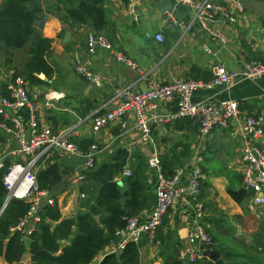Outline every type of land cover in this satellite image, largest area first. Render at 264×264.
<instances>
[{"label": "crops", "instance_id": "1", "mask_svg": "<svg viewBox=\"0 0 264 264\" xmlns=\"http://www.w3.org/2000/svg\"><path fill=\"white\" fill-rule=\"evenodd\" d=\"M4 1L0 0V5ZM40 1L43 14L38 17L35 29L43 37L52 40L48 61L55 73L50 78L40 76L44 85L35 86L28 82L30 96L32 99L37 97L35 125L31 122L28 108L17 113L28 131L39 132L48 127L54 135L73 132V139L93 141L99 147L97 165L113 166L112 181L121 186L126 170L137 174L145 187L146 207L140 214L144 221L150 219L158 204V171L149 166V160L156 154L160 162L163 157L170 159L174 154L182 156L188 147L189 154L183 164H191L201 155L209 172L211 186L208 185L209 190L208 186L204 188L202 198L204 224L218 240L214 248L220 254L218 259L223 256L218 247L222 242L235 240L238 244L249 245L260 238L264 243V211L257 212L260 208L252 210L251 201L240 206L228 194L229 189H245L238 122H234L229 129H216L209 138L202 137L194 121L192 123L191 119L177 117L178 99H174L172 102L158 103L153 115L169 121L155 124L149 142L143 140L133 114L126 118V130L118 123L97 134L92 130L93 118L116 108L122 102L126 90L138 93L152 84L163 85L174 79L209 81L217 66L237 72L246 63H264V4L260 0H243L244 11L237 17L236 23L217 25L227 37V44L224 45L201 31L193 12L173 0H102L107 21L102 31H97L90 21L84 24L62 21L60 10L77 9L82 0ZM214 1L223 3L222 0ZM39 19L41 22L38 25ZM95 31L107 36L114 51L136 63L139 71L118 61L107 51H97L88 56L87 35ZM158 34L164 36L163 43L156 40ZM204 47L209 48L212 54L205 53ZM30 48L29 43L13 52L10 64L6 63L4 51H0V98L8 95L9 83L25 70ZM80 58L89 60L93 72L104 76L102 86L89 83L76 74L74 63ZM224 99L238 101L243 116H264V79L243 81L230 90L219 88L199 91L194 95L195 102H218ZM18 147V139L14 134L0 130V168L6 163H10L11 167L21 160L13 154ZM123 152L128 153V158L123 171H119L116 165L120 163L119 158L124 157ZM51 158L52 163L59 164L62 176L61 184L51 194L57 198L62 219H75L78 213L86 210L90 198L86 192L87 198L82 200L80 186L83 182H77L83 174L84 159L63 151L48 159ZM47 163H41L38 171L45 169ZM96 183L90 181L88 186L97 189L93 186ZM187 214L185 207L171 211L163 227L164 235L170 238L169 242L178 250L188 242L191 218ZM250 222H256L259 227L250 230ZM56 225L52 223L53 228ZM223 228L228 231L224 232ZM11 231L17 230L14 228ZM120 241L121 238L117 237L90 264H100L109 254H120ZM31 243L25 241L26 251L21 264H34L30 253ZM62 243L68 244L69 241L64 240ZM139 250L141 264H164L161 239L152 241L143 237L139 242ZM204 257L207 256L201 259ZM207 258L214 262L218 260ZM0 264H7L4 255L0 256Z\"/></svg>", "mask_w": 264, "mask_h": 264}, {"label": "built area", "instance_id": "2", "mask_svg": "<svg viewBox=\"0 0 264 264\" xmlns=\"http://www.w3.org/2000/svg\"><path fill=\"white\" fill-rule=\"evenodd\" d=\"M177 5L189 8L195 21L200 25L201 31L211 38L227 44V37L217 25L233 24L237 17L244 11L243 0H173ZM264 4V0H260ZM177 26L183 28L180 24ZM217 27V28H216ZM156 40L164 42V36L158 34ZM87 55L97 51H107L133 70L139 71L133 61L114 51L112 43L107 36L99 32L87 35ZM204 52L212 51L204 47ZM76 74L89 83L102 86L104 76L91 69L89 60L76 59L74 63ZM264 79V63H246L240 71L227 70L224 66H217L213 71V78L204 80L174 79L163 85H150L148 89L134 93L126 90L122 102L113 110L101 112L93 118L92 130L100 133L113 123H118L124 130L127 129L126 118L133 114L137 128L140 130L144 141L152 140L153 127L157 123H167L169 119L153 115L158 103L172 102L178 99V115L194 121L202 137H209L216 129H229L234 122H238L242 140L241 161L243 164V185L246 190L253 192L251 209L264 207V116L250 114L243 116L240 104L233 99L212 100L195 102L196 92L222 88L230 90L243 81H258ZM29 83L22 76H17L8 85V95L0 98V130L14 134L19 143L18 149L13 154L21 159L13 164L4 177V184L8 191L6 203L11 199L27 200L31 208L15 228L30 236L37 224L41 221L40 209L44 205H54L55 200L49 191L39 189L37 172L40 162L48 159L61 151L77 155L84 159L83 172L92 169L97 160L99 147L91 145L84 152L72 141L73 132H64L54 135L48 127L39 132L30 133L17 113L28 108L31 113V122L35 125L37 97L30 96ZM74 131V130H72ZM203 157L198 155L193 163L179 167L175 174L166 177L162 173L161 162L156 154L149 160V166L158 171V204L152 212L150 219L144 221L140 215L128 220L124 230L117 233L121 238L118 250L125 249L129 242L139 243L143 237L150 240L156 238L158 229L163 224L164 218L171 211L180 207L188 210L187 216L191 218L188 242L183 245L178 254V259L184 264H193L204 256L206 250L214 245V238L209 233L208 227L202 222L204 219V203L199 200L203 183ZM125 177H130L132 171H125ZM85 176L81 174L77 182L81 183ZM85 194L81 198L85 199Z\"/></svg>", "mask_w": 264, "mask_h": 264}, {"label": "trees", "instance_id": "3", "mask_svg": "<svg viewBox=\"0 0 264 264\" xmlns=\"http://www.w3.org/2000/svg\"><path fill=\"white\" fill-rule=\"evenodd\" d=\"M41 14L43 8L40 0H5L0 5V51H4L7 56L6 63L10 64L12 53L30 43L29 59L20 75L35 86L45 84L40 76L50 78L55 73V69L48 61L52 40L43 37L35 29L36 21ZM60 17L62 21L70 20L74 24L90 21L97 31H102L107 24L102 0H82L77 9L60 10ZM72 141L84 152H87L94 143L77 139ZM185 149L182 156L174 154L170 159L161 158L162 173L166 177L173 176L179 167L185 165L183 160L189 154L188 147ZM122 155L124 157L121 156L120 163L116 165L119 171H123L128 158V153L123 152ZM51 161L52 158L40 162V164L48 163L45 169L37 172V180L40 190L54 193L62 182V176L59 164ZM9 167L10 163H6L0 168V256L4 255L7 264H21L26 251V237L32 240L30 253L34 264H90L100 251L117 238V233L126 228L128 220L139 216L146 207L145 187L138 175L133 172L130 177L123 179L122 186L116 181L108 182L98 190L88 186L90 181L100 182L110 167L108 164L97 165L96 160L92 169L83 172L85 179L80 186L81 194L86 195L85 199L86 192L90 194L86 210L78 213L75 219H62L57 198L55 194L54 196L51 194L55 204L44 205L40 209L41 221L30 236L23 231L12 232L11 230L26 217L31 203L27 200L11 199L2 212L8 197L4 177ZM206 186V184L202 185L200 201ZM228 194L240 206L246 205L254 195L253 192L245 189H229ZM167 216L156 234V239H161L164 245V264H184L178 259L179 250L169 242L170 238L164 235L163 227ZM202 222L204 223V219ZM52 223L57 225L53 228ZM208 231L213 236L215 245L218 240L209 228ZM64 240L69 243L63 244ZM262 243L259 238L251 241L249 245L240 244L254 253H264V243ZM218 247L223 256L216 262L204 257L193 264H264L258 261L260 258L248 252L230 249L225 242ZM233 257L241 260L230 261ZM100 264H141L139 243L129 242L120 254H109Z\"/></svg>", "mask_w": 264, "mask_h": 264}, {"label": "rangeland", "instance_id": "4", "mask_svg": "<svg viewBox=\"0 0 264 264\" xmlns=\"http://www.w3.org/2000/svg\"><path fill=\"white\" fill-rule=\"evenodd\" d=\"M209 138V137H208ZM202 168L204 169V173H205V175H203L204 177H203V182H204V184L203 185H209V183H211V181L209 180V172H208V169L207 168H205V164H203V166H202ZM209 186H211V185H209ZM209 186L207 187L208 188V190H209ZM214 188V187H213ZM251 201V199H249V201L248 202H250ZM260 212V211H264V207L263 208H260V209H258L257 210V212ZM206 222V221H205ZM249 228H250V230H254L255 228H257V227H259V225L256 223V222H250L249 223V226H248ZM223 231L225 232V231H228V229L226 230L225 228H223ZM249 231V230H248ZM262 243V242H261ZM263 244V243H262ZM264 245V244H263ZM227 246L230 248V249H232V250H236V251H241V252H248V254H250V255H254V256H256L257 258H260L258 261H260V262H264V253H260V252H255L254 253V251H252L251 249H249V248H246L245 246L244 247H242L241 245H240V243L238 244V243H236V241L234 240L233 242H227ZM214 247H216V244L214 245ZM214 247H212L211 249H214ZM252 252V253H251ZM235 260H241V259H236V258H230V261H235Z\"/></svg>", "mask_w": 264, "mask_h": 264}, {"label": "water", "instance_id": "5", "mask_svg": "<svg viewBox=\"0 0 264 264\" xmlns=\"http://www.w3.org/2000/svg\"><path fill=\"white\" fill-rule=\"evenodd\" d=\"M40 22H41V19L38 20L37 24L39 25ZM112 175H113V166L110 167V170L107 172L106 176L100 182L94 184L93 186L96 187L97 189H100L104 184L112 181V177H113ZM6 206H7V203L5 207L3 208V211L6 208ZM25 241L27 244L31 243V240L28 237L25 238ZM219 255H220L219 252L214 249H208L204 253V256L210 257L214 260H217L219 258Z\"/></svg>", "mask_w": 264, "mask_h": 264}]
</instances>
